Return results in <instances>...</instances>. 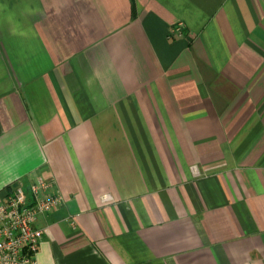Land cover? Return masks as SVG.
Instances as JSON below:
<instances>
[{"label":"crops","instance_id":"obj_1","mask_svg":"<svg viewBox=\"0 0 264 264\" xmlns=\"http://www.w3.org/2000/svg\"><path fill=\"white\" fill-rule=\"evenodd\" d=\"M39 178L38 264H264V0H0V203Z\"/></svg>","mask_w":264,"mask_h":264},{"label":"built area","instance_id":"obj_2","mask_svg":"<svg viewBox=\"0 0 264 264\" xmlns=\"http://www.w3.org/2000/svg\"><path fill=\"white\" fill-rule=\"evenodd\" d=\"M174 32L180 36L181 26ZM63 203L64 198L52 181L39 178L29 191L23 185H15L0 203V264H38L44 230L37 227V221Z\"/></svg>","mask_w":264,"mask_h":264}]
</instances>
